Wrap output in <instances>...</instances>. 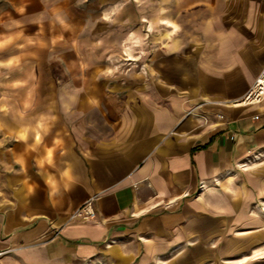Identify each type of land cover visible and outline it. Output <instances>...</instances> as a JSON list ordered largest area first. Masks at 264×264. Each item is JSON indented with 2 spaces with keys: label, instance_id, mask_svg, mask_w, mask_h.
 I'll use <instances>...</instances> for the list:
<instances>
[{
  "label": "crops",
  "instance_id": "1",
  "mask_svg": "<svg viewBox=\"0 0 264 264\" xmlns=\"http://www.w3.org/2000/svg\"><path fill=\"white\" fill-rule=\"evenodd\" d=\"M263 65L264 0H0V264H264Z\"/></svg>",
  "mask_w": 264,
  "mask_h": 264
},
{
  "label": "built area",
  "instance_id": "2",
  "mask_svg": "<svg viewBox=\"0 0 264 264\" xmlns=\"http://www.w3.org/2000/svg\"><path fill=\"white\" fill-rule=\"evenodd\" d=\"M263 98H264V65L259 71L254 81L252 82V84L248 87L243 97L237 102L243 105L258 104L263 100ZM230 138L233 139L234 137L230 136ZM263 158H264V142L261 145L257 146L252 151H250V155H248L243 161L238 163V166L240 168H247L252 163L260 162ZM202 187L203 184L200 183V188ZM72 217H78L84 220H88L94 217V211L89 203H85L72 213Z\"/></svg>",
  "mask_w": 264,
  "mask_h": 264
},
{
  "label": "rangeland",
  "instance_id": "3",
  "mask_svg": "<svg viewBox=\"0 0 264 264\" xmlns=\"http://www.w3.org/2000/svg\"><path fill=\"white\" fill-rule=\"evenodd\" d=\"M2 89V88H1ZM1 93H4L3 91H1ZM0 98L2 99V100H0V109H3L4 108V106H5V104H7L5 101H3V95H1L0 96Z\"/></svg>",
  "mask_w": 264,
  "mask_h": 264
},
{
  "label": "bare ground",
  "instance_id": "4",
  "mask_svg": "<svg viewBox=\"0 0 264 264\" xmlns=\"http://www.w3.org/2000/svg\"><path fill=\"white\" fill-rule=\"evenodd\" d=\"M236 104H240V103L237 102Z\"/></svg>",
  "mask_w": 264,
  "mask_h": 264
}]
</instances>
